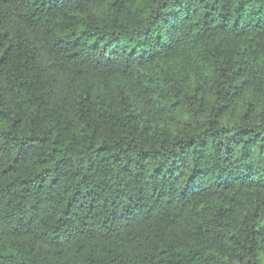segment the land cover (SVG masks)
Segmentation results:
<instances>
[{
  "label": "trees",
  "instance_id": "1",
  "mask_svg": "<svg viewBox=\"0 0 264 264\" xmlns=\"http://www.w3.org/2000/svg\"><path fill=\"white\" fill-rule=\"evenodd\" d=\"M0 264H264V0H0Z\"/></svg>",
  "mask_w": 264,
  "mask_h": 264
}]
</instances>
